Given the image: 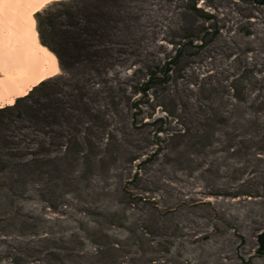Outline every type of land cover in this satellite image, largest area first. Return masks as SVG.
<instances>
[{
	"label": "rangeland",
	"instance_id": "1",
	"mask_svg": "<svg viewBox=\"0 0 264 264\" xmlns=\"http://www.w3.org/2000/svg\"><path fill=\"white\" fill-rule=\"evenodd\" d=\"M64 2L0 113V261L264 264V0Z\"/></svg>",
	"mask_w": 264,
	"mask_h": 264
},
{
	"label": "bare ground",
	"instance_id": "2",
	"mask_svg": "<svg viewBox=\"0 0 264 264\" xmlns=\"http://www.w3.org/2000/svg\"><path fill=\"white\" fill-rule=\"evenodd\" d=\"M37 7L24 0H0V96L5 103L27 96L59 74L56 55L38 38L34 16L38 11H33Z\"/></svg>",
	"mask_w": 264,
	"mask_h": 264
},
{
	"label": "trees",
	"instance_id": "3",
	"mask_svg": "<svg viewBox=\"0 0 264 264\" xmlns=\"http://www.w3.org/2000/svg\"><path fill=\"white\" fill-rule=\"evenodd\" d=\"M67 4H70V2H67V3L63 2V3H61V4H55V3H53V4H49L48 7H47L46 9H43V10H41V11H39V12H37V13L35 14L36 20L38 21V24H39V26H38V30H37V31H38V38H40L41 43L44 44V45H45L46 47H48L49 49H51L50 46H49V45L44 41V39L42 38V31H41V25H42V23L40 22V20L42 19L43 15H46V14H47V22L44 23V24H49V23H51V16H52V15H50V9H51L53 6H56V5H67ZM72 15H73V14H72ZM76 23H77V22H76ZM78 26H79V24H78ZM80 33H81V32H80ZM80 33H79L78 31L76 32V34H77V36H78V37H77V40H78V39H81V41L83 42V41H85V37H84V36H81ZM51 50H53V49H51ZM53 52H54V50H53ZM55 54H56V53H55ZM57 57H58V55H57ZM175 57L177 58L178 55H176ZM60 66H61V65H60ZM162 72H163V74H167V69L162 70ZM154 76H155V73H154L153 71H151V73L149 74V80L146 82L145 86H148L147 84L152 80V78H153ZM47 81H48V79L45 80V81H43V82H41L40 84H41V85H44L45 83H47ZM141 90H145V89L142 88ZM28 95H30V94L28 93L27 96H28ZM27 96H25V97H21V98H17L16 101H15V103H14L13 105H11V106H5V108H1V109H0V113H4L6 110H11V109L16 108L17 104H18L19 102L23 101V100H26ZM15 167H16V166H15ZM258 239H259L260 246L264 248V234H261V235L258 237ZM119 250H120V246L118 245V243L115 242V241H110V242H107L106 244H104L103 246H101L100 249H98V250H94L93 253H96V254H98V255H105V254L115 253L116 251H119ZM114 264H115V263H114Z\"/></svg>",
	"mask_w": 264,
	"mask_h": 264
},
{
	"label": "snow or ice",
	"instance_id": "4",
	"mask_svg": "<svg viewBox=\"0 0 264 264\" xmlns=\"http://www.w3.org/2000/svg\"><path fill=\"white\" fill-rule=\"evenodd\" d=\"M24 2L38 5V7L33 9V11H40L46 9L49 4H53V3L61 4L64 2V0H24ZM201 2H203V0H201ZM249 59H251V57H249ZM53 60H55V57H53ZM0 83H2V81H0ZM14 102L15 101H13L12 99H8L7 102L5 103L3 97L0 96V108L5 107L6 104L11 105ZM251 161L253 164L264 165V141L254 146L252 151ZM139 255L140 254L137 252H130L129 258H126V264H140V261L138 259ZM0 264H3V262L0 261Z\"/></svg>",
	"mask_w": 264,
	"mask_h": 264
}]
</instances>
